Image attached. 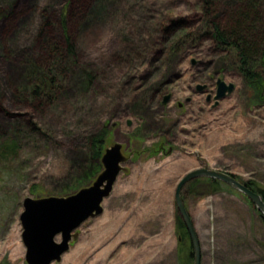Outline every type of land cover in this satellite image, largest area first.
Listing matches in <instances>:
<instances>
[{"label": "rangeland", "instance_id": "obj_1", "mask_svg": "<svg viewBox=\"0 0 264 264\" xmlns=\"http://www.w3.org/2000/svg\"><path fill=\"white\" fill-rule=\"evenodd\" d=\"M68 3L0 0V147L15 138L19 145L13 155L0 148V264H27L24 199L67 197L93 184L103 167L96 169L91 139L102 132L104 149L123 145L127 170L103 213L82 224L53 264H194L190 236L180 241L177 185L209 168L264 188V69L256 89L235 53L204 37L212 10L203 12L201 0L103 2L93 23L84 18L87 0L68 19L77 55L65 80L57 76L62 90L46 105L31 104L22 97L32 89L23 84L24 64L44 66L45 44L64 34ZM219 6L211 20L225 23L237 6ZM218 79L235 90L215 106ZM198 85L207 88L198 93ZM183 199L201 264H264L263 218L241 192L197 179Z\"/></svg>", "mask_w": 264, "mask_h": 264}, {"label": "water", "instance_id": "obj_2", "mask_svg": "<svg viewBox=\"0 0 264 264\" xmlns=\"http://www.w3.org/2000/svg\"><path fill=\"white\" fill-rule=\"evenodd\" d=\"M206 88V85H198L197 92L203 93ZM234 90L233 83L218 79L217 92L214 96L215 106L220 100L231 95ZM170 99L171 95H166L163 103L167 104ZM207 100L210 103L212 96L209 95ZM131 124L132 122L129 121L128 125ZM127 161L128 157L123 152V145L114 143L105 149L101 158L103 170L92 185L81 188L67 197L48 196L24 199V210L20 215V222L23 228L22 241L26 248L27 264H53L62 260L63 255L69 251L71 242L78 238L77 230L82 224L103 213V202L113 192L121 172L127 170L123 166ZM199 178L214 179L233 187L247 197L264 217L262 196L234 176L209 168H198L188 172L177 185L175 203L190 236L194 264H201V246L192 217L183 199V189ZM58 236H61V242L56 240Z\"/></svg>", "mask_w": 264, "mask_h": 264}, {"label": "trees", "instance_id": "obj_3", "mask_svg": "<svg viewBox=\"0 0 264 264\" xmlns=\"http://www.w3.org/2000/svg\"><path fill=\"white\" fill-rule=\"evenodd\" d=\"M90 1H92V5L86 12H84V18L88 23L95 22L98 13L97 11L99 10V4H103V2L115 4L119 0ZM226 1L227 0H201V4H203V12H210L212 10V13H207V15L210 16L207 17L209 21L208 28L210 31L207 33L205 32L204 37L207 39H213L224 52L230 50L233 51L237 59V67L241 75L248 82L254 85L256 89H261L260 87L263 83L261 81L259 71L264 69V11H262L264 8V0H230L231 3H235L237 7L234 12H230L228 9L229 18L227 22L221 23L216 20H211L213 14L217 13L216 9L220 7L219 4ZM86 2L87 0H69L65 10V15L61 20V26L64 34H61V40L57 42L51 41L45 44L46 53L49 58L46 59L44 66H41L38 61V63L36 62V60H29L25 62L23 84L29 86L32 83V89L29 95L25 94L22 96L24 97V100L29 101L31 104L37 103L38 105L43 106L53 100V97H56L55 92L59 94L62 90L57 83V76H62L65 80L68 76L71 64L75 65V58L77 55V46L73 42L69 33L68 19L71 16H74L73 14L75 11H83ZM77 6L79 8L76 9ZM40 36L41 38L44 37L42 30ZM53 94H55V96H52ZM10 127L13 131H16L17 129V126L14 128L12 126ZM105 134V132H102L93 136L91 139L93 157H95L98 163L96 169L102 168L100 160L105 151ZM0 148L5 150L7 154L13 155L19 149L18 141L16 138L8 139V141L6 140ZM230 175L234 176L233 174ZM234 177L237 178L236 176ZM81 178L86 179L88 182L89 175L85 174ZM199 180H201V182L202 180H208L211 184H218L220 182L210 178H199ZM242 183L253 191L258 192L264 200V188L254 185L252 182ZM77 185L78 186L76 187L80 188L86 184L77 183ZM261 217L264 222V217L262 215ZM181 225L183 228V234H180V241L189 235L182 220Z\"/></svg>", "mask_w": 264, "mask_h": 264}, {"label": "flooded vegetation", "instance_id": "obj_4", "mask_svg": "<svg viewBox=\"0 0 264 264\" xmlns=\"http://www.w3.org/2000/svg\"><path fill=\"white\" fill-rule=\"evenodd\" d=\"M161 93H162V91H161V90H159V91L157 92V96H158L159 94H161ZM187 102H188V103H190V100H188ZM180 107L182 108L183 106H182V105H180ZM116 126H117V124H116V123H114V124H113V127H116ZM195 180H197V179H195ZM195 180H193V181H195ZM193 181H192V182H193ZM190 183H191V182H190ZM190 183H189V184H190ZM187 185H188V184H187ZM187 185H186V186H187ZM186 186H185V187H186ZM185 187H184V189H185ZM184 189H183V192H184Z\"/></svg>", "mask_w": 264, "mask_h": 264}]
</instances>
